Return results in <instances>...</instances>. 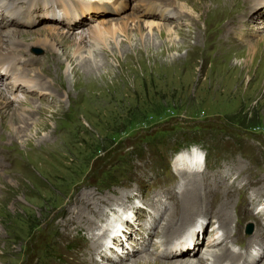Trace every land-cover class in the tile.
I'll return each mask as SVG.
<instances>
[{"label":"rangeland","instance_id":"rangeland-1","mask_svg":"<svg viewBox=\"0 0 264 264\" xmlns=\"http://www.w3.org/2000/svg\"><path fill=\"white\" fill-rule=\"evenodd\" d=\"M75 1L79 13L114 2ZM141 1L114 2L120 14H90L71 29L42 17L46 1L35 27L0 16L6 51L21 49L9 30L35 44L8 69L28 67L48 88L0 106V264H212L222 245L208 239L225 226L238 238L226 261L264 264V13L247 15L264 0H173L167 15L166 3ZM106 25L115 34L89 36ZM50 26L71 32L54 53L34 43ZM2 74L1 90L13 77ZM188 195L200 199L191 212ZM184 242L188 250L176 248Z\"/></svg>","mask_w":264,"mask_h":264},{"label":"bare ground","instance_id":"bare-ground-1","mask_svg":"<svg viewBox=\"0 0 264 264\" xmlns=\"http://www.w3.org/2000/svg\"><path fill=\"white\" fill-rule=\"evenodd\" d=\"M23 1V0H22ZM30 2V4H32L33 2H35L36 0H28ZM43 1H46L45 3H49L48 4V8H49V11L50 12V8L51 10H53L52 12H54V7L52 5L53 1L51 0H43ZM100 1V0H99ZM123 1H126V0H114V2H117V3H122ZM142 1H146V2H142ZM141 3H144V5H147L149 4V6H154V2L155 3H159V2H164L166 3L165 6H168L167 10L165 11L166 15L169 13L172 14V12H174V4L175 2L173 0H160L159 2H157L156 0H142ZM166 1V2H165ZM193 1V0H192ZM209 1V0H208ZM78 1H75V0H72V1H68V0H65L63 1L62 5H66L68 6H74L77 4ZM114 2L112 3H104L102 1L100 2H86L85 4L89 6H95V5H98V6H104V7H107V6H110L112 5ZM217 2V1H216ZM221 2V1H220ZM234 2V1H233ZM232 2V3H233ZM252 2V1H251ZM18 3H21V0H0V14H3L4 11H7L9 13H11V11H19L20 13L24 14V17H25V13L23 11V6H19ZM237 3V2H236ZM235 3V4H236ZM102 4V5H101ZM219 4V3H218ZM139 5V4H137ZM240 5V4H239ZM245 5V4H244ZM19 6V7H18ZM210 6V5H209ZM232 6V5H231ZM250 8H251V3L249 4ZM255 7V9L251 10V12H247V15L248 17H252V16H256L257 14L259 13H264L263 12V8H264V5L260 4L259 8H257L255 5H253ZM263 6V7H262ZM23 7V8H22ZM86 6V8H88ZM173 8V10H170L169 8ZM221 7V6H220ZM246 7V6H245ZM145 8V7H144ZM248 8V6L246 7ZM11 9V10H10ZM108 9V8H106ZM232 9V8H231ZM234 9V8H233ZM260 9H263V10H260ZM66 11V9H64V12ZM139 14H141V12L139 11V9L137 10ZM211 11V10H210ZM213 11V10H212ZM230 11V9H229ZM228 11V12H229ZM145 15L147 16H152V11H142ZM231 12V11H230ZM137 13V14H138ZM13 14V13H11ZM135 14V13H134ZM198 14V13H197ZM206 14V13H205ZM225 14V13H224ZM228 14V13H227ZM226 14V15H227ZM58 15L59 17L61 16V14H56ZM92 15V14H91ZM136 15V14H135ZM209 15V14H208ZM146 16V17H147ZM154 16V15H153ZM182 13L181 11H179V14H178V18H182ZM42 17L45 18L42 14ZM200 17V16H199ZM223 17V15H222ZM132 18V22H134L135 26H136V29L139 31L141 30V23H142V20H139L137 17H131ZM224 18V17H223ZM228 18V17H227ZM234 18V17H233ZM25 19V18H24ZM23 19V20H24ZM46 19V18H45ZM51 20L53 21H57V22H60V23H66L65 21H58L56 20L54 17L51 18ZM240 20L241 22H243V18L240 17ZM230 21V20H228ZM125 24H128V20L124 21ZM223 22V21H222ZM232 22V21H231ZM0 23H1V20H0ZM123 23V22H122ZM227 23V22H226ZM81 23H77V25L79 26ZM125 24H122V26H120L118 29H121L123 32H126L125 31ZM132 24V23H131ZM130 25V24H129ZM153 25V24H152ZM228 25V24H227ZM230 25V24H229ZM128 26V25H127ZM157 26V25H156ZM161 26V25H159ZM224 26V25H223ZM240 26L238 23L236 24L235 23V28L236 30L239 32L240 30ZM48 27V26H47ZM232 27V26H231ZM264 27V19L261 21V24L259 25V28H262ZM72 28V25L69 27V29ZM224 28V27H223ZM222 28V29H223ZM45 29V27H44ZM61 29V28H60ZM162 32L163 31H167V26H162L161 29H160ZM196 30V29H195ZM232 30V29H231ZM117 31V28H114V26H107L106 27H94V28H91L90 30V34L89 36L95 38L97 41H100L102 39H104V34L106 35V33H109V34H115V32ZM70 32V30H69ZM69 32H66V31H61L56 27V26H50L49 29H45V30H42L38 33V35L40 36H44V40L41 39V38H36V40H34L37 44V42H45L47 45H49L52 49H53V53L56 52L57 50V47H56V43H60L62 42L63 40L65 41L66 39H68L71 35H69L70 33ZM168 32H170V30L168 29ZM227 32V31H226ZM229 32V30H228ZM12 33V36L10 35ZM89 33V32H88ZM237 33V32H236ZM230 34V33H229ZM16 35H17V31H12L10 32V30L8 31V36H9V39L7 40V42H14L16 41V43H19L18 45H21V49H18V48H14V46H12L11 50L8 52L6 51V48H4V39L2 37V33L0 31V69H5V74H8L9 76L12 75L13 77L10 78L8 81H7V84L8 86L7 89H3L1 90L0 89V106L2 107L3 105H9V104H12L13 102V96L15 100H17L18 103H21V101H24V99L27 98V94H32V95H35V94H38V93H42V92H45V90H47V83H44L42 80H41V83H40V80H38V76L36 75H32L30 74V71L29 70H26L28 69V67H26L24 70H20V71H16L15 69H8L9 66H10V63H8V60L9 59H15V55L13 53H17V52H22L23 50V47L26 48L27 45L31 46V45H35V44H29V42H23V41H17L16 39ZM26 35V34H25ZM86 37V34H83L81 33L79 37H74V41L77 45H81L82 41H84V38ZM8 38V37H7ZM9 44V43H8ZM17 45V44H16ZM42 45V44H40ZM45 45V44H44ZM9 46V45H8ZM23 46V47H22ZM6 47V46H5ZM8 49V48H7ZM31 51V50H30ZM23 53V52H22ZM56 55V54H55ZM21 60V59H20ZM82 60V59H81ZM88 61V60H87ZM25 62V61H24ZM58 62V61H57ZM83 62V61H82ZM91 62V61H90ZM7 63V64H5ZM59 63V62H58ZM93 63V62H92ZM26 66H28V63H25ZM84 64V63H83ZM88 64V63H87ZM14 66V63L11 64V67ZM84 68V67H83ZM90 69V68H89ZM86 70V69H84ZM88 70V69H87ZM33 73V72H32ZM13 88V90H12ZM18 89V88H21V90L23 91V94L22 95H15V89ZM10 94V95H9ZM3 95V96H2ZM4 95H9L8 97H5L4 98ZM23 96V97H22ZM18 98V99H17ZM28 99V98H27ZM26 99V100H27ZM1 101L3 103H1ZM28 101V100H27ZM24 105V104H23ZM31 107V106H30ZM34 107H32L33 109ZM6 111V110H5ZM5 114V113H4ZM4 114L0 111V123L1 121L4 122L3 120L5 119L3 116ZM187 199H188V203L185 204L184 208L186 207V209H188V211H194V208H197V203L200 202V199H192L191 196H187ZM204 210L205 211H210L212 210V202L210 201H206L205 205H204ZM228 218V217H227ZM224 224V223H222ZM201 225V224H200ZM230 226H225V227H222L223 230L220 229L219 227V230L221 231V235H219L218 237H215L214 233H215V229L212 230V238L208 239V243L210 244L209 246L212 247V248H217L216 246H219V245H222V247H220L218 250L214 251L215 252V255H214V262H212V264H215L216 262H219V263H222V262H225L223 264H239L240 261L238 260H228L226 261V257H227V254L225 252V248L224 246L226 247V249L229 251L231 250V247H230V244L232 243H236L238 238L236 237V240H234V238L232 239L231 238V234L229 235L227 233V231L230 230L229 228ZM211 228V227H210ZM123 230V229H122ZM121 230V231H122ZM194 234H197V232H193ZM193 234V235H194ZM192 235V234H191ZM193 237V236H191ZM195 237V236H194ZM106 243V242H105ZM175 245V243H173ZM256 244V243H255ZM182 245V246H181ZM186 246H190V245H187L186 242L184 243H181L179 246H175L176 248H182V249H186ZM160 247H164V246H160ZM248 247V246H247ZM194 248V247H193ZM169 247H167V253H169ZM191 250V249H190ZM259 250V249H258ZM197 251V250H196ZM253 252L256 251V249L252 250ZM171 252H174V250H172ZM237 254H240V255H243L245 256L246 255V251H236ZM254 253H257V252H254ZM233 254H235V252H233ZM226 258V259H225ZM251 258V257H250ZM193 261L190 263V264H193ZM201 262V261H200ZM143 264H166V263H163V262H159L156 259L154 260H150L149 258H146L144 259L143 261ZM245 264V263H244Z\"/></svg>","mask_w":264,"mask_h":264}]
</instances>
